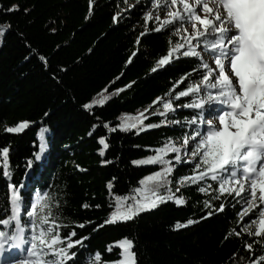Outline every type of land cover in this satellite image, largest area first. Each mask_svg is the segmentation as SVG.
Segmentation results:
<instances>
[{
    "label": "trees",
    "instance_id": "1",
    "mask_svg": "<svg viewBox=\"0 0 264 264\" xmlns=\"http://www.w3.org/2000/svg\"><path fill=\"white\" fill-rule=\"evenodd\" d=\"M12 5H19V10L6 11ZM150 7L149 0H140L139 4L137 0H93L90 14L89 0H0V26L11 24L0 36V147L11 145L12 182L27 179L26 160L39 151V130H48L44 167H40V161L35 163V188L33 192L25 190L24 196L28 199L41 189L50 192L60 203L57 215L69 224L62 233L75 229L74 239L88 237L82 247L73 249L77 252L76 264H87L90 254L97 250L103 261L118 259V246L114 245L111 253L106 248L124 237L134 240L137 264H231L232 254L247 257L244 242L257 238L244 234L224 239L233 227L239 230L231 206L224 214L200 220L207 211L203 201L210 199L212 193H200L196 185H188L177 193L183 194L185 205L167 201L132 221L93 230L109 216L114 195L130 194L131 189L139 187L142 177L160 167L136 166L131 161L155 155L154 150L168 137L182 140L184 133L190 132L186 125L171 123L138 135L135 130L109 133L103 126L108 122L114 127L120 123L118 118H124L122 114L142 112L157 97L168 99L165 94L173 83L194 66L195 58L181 57L171 66L151 71L156 61L167 54L169 37L173 44L177 38L170 30L140 36L145 29L144 12ZM118 12V23H114L113 16ZM147 26L155 25L149 21ZM129 57H133L131 63H127ZM192 78L198 79L195 74ZM184 86L186 83L182 82L177 88L182 90ZM105 88L108 91L102 92ZM116 89L123 91L112 95ZM99 96L110 99L91 110L83 108V104ZM187 99L181 98L180 102ZM153 109L157 110L156 106L150 111ZM197 111L178 109L169 113L167 119L183 122L184 117L190 118ZM161 119L158 115L149 116L145 123L157 120L156 124ZM24 120L30 123L22 132H5L6 126ZM89 132L93 134L89 136ZM100 136H106L110 145L104 156L99 154ZM174 155L169 153L168 158ZM102 160L111 163L102 164ZM190 167L176 165L173 180L189 174ZM113 177L117 179L110 194L107 184ZM7 183L0 175V217L8 207ZM209 183L216 187L214 182ZM229 201L231 197L213 203L218 206ZM84 203L92 207L85 209ZM190 218L199 222L187 228L173 227L177 221L184 223ZM89 220L91 225L76 227V223ZM253 247L256 255L261 254L259 244Z\"/></svg>",
    "mask_w": 264,
    "mask_h": 264
},
{
    "label": "snow or ice",
    "instance_id": "2",
    "mask_svg": "<svg viewBox=\"0 0 264 264\" xmlns=\"http://www.w3.org/2000/svg\"><path fill=\"white\" fill-rule=\"evenodd\" d=\"M124 2L127 3V0ZM139 3L140 0H137ZM150 4V9L143 15L145 29L140 36L150 31L170 30L171 35L178 38L173 44L169 37L167 54L156 61L151 71L171 66L181 57L195 58L194 66L173 83L169 93L165 94L168 99L157 97L142 112L122 114L124 118H118L120 123L114 127L108 122H104L103 126L109 133L135 130L138 135L171 123L182 127L186 125L190 132L184 133L182 143L177 144L168 137L161 147L154 150L155 155L131 161L136 166L160 167L142 177L138 182L139 187L131 189L130 194L114 195V203L110 204L112 211L93 230L132 221L140 213L157 209L167 201L177 206L185 205V198L177 193L188 185H196L198 192L212 193L210 199L203 201L207 211L200 220L217 213L224 214L231 206L239 230L233 227L224 239L227 240L230 235L242 237L244 234L257 238L251 242L245 241L243 247L248 256L233 253L231 264H264V0H150ZM92 5L93 0H89L90 14ZM17 10L19 5L6 9ZM119 16V12L113 16L114 23H118ZM149 21L155 26L149 28ZM10 28V23L6 27L0 26V36ZM136 42L140 43V37ZM133 57H129L127 63H131ZM40 59L46 61L43 56ZM193 74L198 79L194 80ZM182 82L186 86L180 90L177 85ZM173 89H176L174 94ZM107 91V88L102 90ZM122 91L116 89L112 95ZM181 98H188L187 102L181 103ZM108 99L110 96L99 100L94 98L83 104V108L91 110L94 105H104ZM153 106H156V111H150ZM160 108L163 110L160 111ZM183 108L198 111L190 118L184 117L183 122L167 119L169 113ZM157 115L162 117L159 123H145L149 116ZM29 123L27 120L20 121L15 126H6L4 130L7 133H20L28 128ZM204 125L206 129L202 127ZM96 127L94 124L93 130ZM47 131L43 127L39 130V151L34 158L26 160L27 179L12 182L11 145L0 147V175L8 181V207L0 217V264H76L74 258L77 252L73 249L82 247L88 239L87 236L74 239L77 236L75 229L62 233V229L68 228L69 224L57 215L60 203L50 192L41 189L25 199V190L33 192L35 188V163L40 161V167H44ZM92 134L88 133L89 136ZM98 143L102 146L99 154L104 156L105 150L110 147L107 137L100 136ZM169 153L175 155L169 159ZM101 163L111 161L102 160ZM176 165L191 167L189 174L175 180L179 186L173 192L170 185ZM116 179L113 177L107 184L110 194ZM209 181L214 182L216 187ZM229 197L231 201L228 203L221 202L218 206L213 203L228 201ZM82 207L88 209L92 206L84 203ZM95 207L99 208L100 205ZM245 217L247 221L241 223ZM198 222L190 218L184 223L177 221L173 227L187 228ZM92 223L91 220L80 222L76 223V227L83 229ZM254 244L260 245L261 254L256 255ZM114 245L120 249L118 259L103 261L102 254L97 250L90 254L87 264H137L133 239L121 238L109 244L106 251L111 253Z\"/></svg>",
    "mask_w": 264,
    "mask_h": 264
},
{
    "label": "rangeland",
    "instance_id": "3",
    "mask_svg": "<svg viewBox=\"0 0 264 264\" xmlns=\"http://www.w3.org/2000/svg\"><path fill=\"white\" fill-rule=\"evenodd\" d=\"M149 2H150V0H149ZM175 37V36H174ZM177 38V37H176ZM178 39V38H177ZM101 98H103V96H99V97H97V98H95V99H97V100H99V99H101ZM95 106H102V105H99V104H97V105H94L93 107H95ZM152 111H156V109H153ZM206 118H207V116H206ZM157 120H152V121H148L147 123H153V124H155V122H156ZM203 127H207L206 125H204ZM177 144H179V143H182V140H176L175 141ZM171 159V158H170ZM142 166V165H141ZM172 176H175V172L173 171V174H172ZM179 185H177L176 183H175V180H173V183L170 185V187L172 188V191L173 192H175V189L178 187ZM182 196H183V194H182ZM184 197V196H183ZM185 198V197H184ZM160 206V205H159ZM158 206V207H159ZM251 215V214H250ZM245 218H247V217H245ZM20 255H24V253H20Z\"/></svg>",
    "mask_w": 264,
    "mask_h": 264
}]
</instances>
